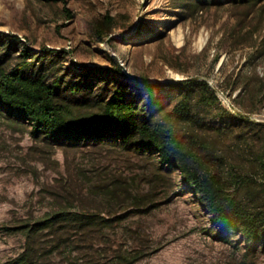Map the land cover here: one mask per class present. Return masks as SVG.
<instances>
[{"label":"rangeland","instance_id":"obj_1","mask_svg":"<svg viewBox=\"0 0 264 264\" xmlns=\"http://www.w3.org/2000/svg\"><path fill=\"white\" fill-rule=\"evenodd\" d=\"M105 14L116 20L101 42L96 24ZM261 17L260 5L232 0H0V31L35 54L66 51L55 58L57 75L109 68L131 80L128 97L138 96L155 119L179 98L166 84L187 78L207 80L223 106L247 114L227 84L263 34ZM249 67L264 75V59ZM250 117L264 121V113ZM210 133L218 152L236 155ZM60 211L70 220L37 228ZM211 217L158 154L97 141L52 144L0 116V264L22 253L29 264H264V249L247 252L240 234L230 243L216 238Z\"/></svg>","mask_w":264,"mask_h":264},{"label":"trees","instance_id":"obj_2","mask_svg":"<svg viewBox=\"0 0 264 264\" xmlns=\"http://www.w3.org/2000/svg\"><path fill=\"white\" fill-rule=\"evenodd\" d=\"M232 1L260 5L264 18V0ZM67 15L72 17L69 11ZM115 20L105 14L97 21L101 42L112 33ZM65 52L45 48L35 54L18 35L0 31L2 118L27 124L33 137L52 144L97 141L158 154L161 164L180 171L182 181L212 214L216 238L230 243L237 233L247 252L264 249V121L250 117L264 113V75L253 67L256 60L264 59V32L256 38L244 69L227 84L233 92L239 91L236 100L247 114H234L223 106L207 80L187 78L166 84L179 98L164 119H155L138 96L128 97L131 80L110 76L109 68L84 67L70 79L68 73L57 75L55 58ZM115 63L118 75L125 74ZM154 87L158 85H148L150 91ZM96 90L99 94L93 96ZM86 103L91 110H84ZM215 116L224 122L214 125L207 120ZM233 119L235 124L227 122ZM210 132L228 142L227 150L236 155L218 152ZM65 220H70L67 212H56L37 228ZM6 264H29V258L22 253Z\"/></svg>","mask_w":264,"mask_h":264}]
</instances>
